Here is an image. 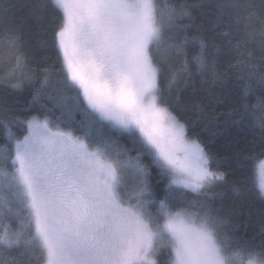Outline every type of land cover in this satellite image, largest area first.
I'll return each mask as SVG.
<instances>
[{"label":"snow or ice","instance_id":"6c2138e0","mask_svg":"<svg viewBox=\"0 0 264 264\" xmlns=\"http://www.w3.org/2000/svg\"><path fill=\"white\" fill-rule=\"evenodd\" d=\"M11 7L0 0V25H9L0 43L18 49ZM192 7L199 5L33 4L38 19L52 13L51 46L60 67L30 69L11 85L21 91L31 86L27 108L35 115L21 119L10 113L0 120V264H264V241L256 245L237 237L211 203L212 189L225 181L219 166L227 157L191 138L170 104L181 75L194 74L188 70V44L199 46L192 57L196 71L205 68L209 47H217L215 37L187 35L189 25L182 21L194 19ZM216 7L217 21L228 18L229 30L219 35L227 38L229 50L257 44L264 51V23L255 25L264 17V0L259 14L250 0H218ZM251 58L247 52L234 66L240 95L233 123L253 117L264 126V56L255 64ZM54 74L62 77L64 89L77 93L71 109L47 91ZM249 93H259L255 103ZM77 110L83 120L73 127ZM120 136H127L132 148ZM260 156L264 150L243 158L252 161L264 196ZM152 168L166 181L160 192Z\"/></svg>","mask_w":264,"mask_h":264},{"label":"trees","instance_id":"16d2710c","mask_svg":"<svg viewBox=\"0 0 264 264\" xmlns=\"http://www.w3.org/2000/svg\"><path fill=\"white\" fill-rule=\"evenodd\" d=\"M37 2L43 0H8V4L12 6L9 13L10 26L17 29L20 40L18 49L0 43V109H8L7 112L0 110V120L6 119L10 113L21 119L35 115V109L27 108L32 94L31 86L26 84L21 91L13 89L11 85L19 82L30 69L60 67L58 52L51 46L55 23L52 20V13L44 12L42 19H38L41 14L32 12V6ZM48 2L50 3V0ZM176 2L199 5L190 9L194 19L185 18L182 21L183 24L189 25L187 35L192 37L202 34L209 40L215 37L217 47H209L205 68L196 71L192 57L199 51V46L194 42L188 44V70L194 74L190 77L188 73L181 75L178 83L173 86L170 104L174 113L188 124V135L191 138L203 142L213 153L227 157L221 160L219 166V171L225 173V181L218 183L212 189L216 195L211 203L219 209V214L228 221L237 237L258 245L264 241V196L260 195L253 178L252 161L243 157L264 150V126L259 119L253 117L239 124L233 123L236 119L233 109L237 107L240 95L234 66L237 60L245 58L247 52H251V63L255 64L264 56V51H261L257 44H249L247 49L241 45L239 49L233 47L229 50L227 38L219 35L221 31L229 29L227 17L221 21L216 20L218 0H176ZM240 2H248V0H240ZM250 2L256 6L254 10L259 14L261 0H250ZM242 14L246 16L247 12ZM261 23H264V17L255 22L256 27L259 28ZM8 26L0 25V33ZM179 35L183 36L184 33L181 32ZM235 43L233 41V45ZM180 59L183 60L182 57ZM18 61L23 68L18 65ZM5 76L7 79H2ZM61 81L62 77L54 74L47 91L57 100L65 99L67 107L71 109L76 103L74 97L77 93L64 89ZM258 94L249 93L251 103H255ZM44 102L50 108L53 107L54 101L45 98ZM56 115H59V109L56 110ZM256 116L259 117L260 113L257 112ZM81 120L83 116L77 110L72 121L73 127H78L75 122ZM13 131L19 134V129L14 127ZM104 131L107 133V129ZM3 135L4 129L0 127V143L3 142ZM120 142L132 148L127 136H120ZM135 154V151L131 153L133 156ZM145 162H149L147 157ZM152 173V183L160 192L166 181H159L155 168H152ZM160 259L163 262L165 257L161 256Z\"/></svg>","mask_w":264,"mask_h":264},{"label":"rangeland","instance_id":"374dc122","mask_svg":"<svg viewBox=\"0 0 264 264\" xmlns=\"http://www.w3.org/2000/svg\"><path fill=\"white\" fill-rule=\"evenodd\" d=\"M261 159H264V156H263ZM251 171H252V175H253V178H254V180H255V183H256V185H257V187H258L257 176H256L255 169H254V167H253V164H252V167H251ZM258 189H259V187H258Z\"/></svg>","mask_w":264,"mask_h":264}]
</instances>
